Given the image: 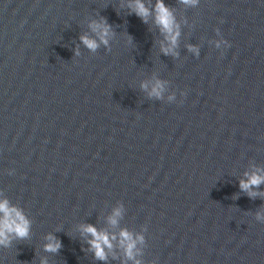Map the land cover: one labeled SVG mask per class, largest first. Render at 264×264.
Listing matches in <instances>:
<instances>
[{"label":"water","instance_id":"obj_1","mask_svg":"<svg viewBox=\"0 0 264 264\" xmlns=\"http://www.w3.org/2000/svg\"><path fill=\"white\" fill-rule=\"evenodd\" d=\"M143 2L147 23L134 0H0V201L30 221L0 264H264V183L239 186L264 175V0H164L168 55ZM86 224L116 236L107 259Z\"/></svg>","mask_w":264,"mask_h":264},{"label":"clouds","instance_id":"obj_2","mask_svg":"<svg viewBox=\"0 0 264 264\" xmlns=\"http://www.w3.org/2000/svg\"><path fill=\"white\" fill-rule=\"evenodd\" d=\"M198 0H181V3L186 5H195ZM129 7L135 12V14L140 17L145 23H147V17L150 15L149 9L145 6L143 0H134V4H130ZM155 22L160 26L161 31L165 34V39L169 42V47H163L162 51L165 55L173 53V48L176 45L177 38L179 37V26L175 22V18L170 11L169 7L165 5L164 0H156L155 5ZM90 28L93 32L97 33L99 37V42L97 39L89 38L86 35L80 37L81 42L91 51H95L100 43L105 46L108 45V36L110 34L111 26L107 21L102 23L92 22ZM219 47V44H217ZM190 50L196 51V49L190 46ZM78 54V53H77ZM174 54V53H173ZM142 88L147 89V84H142ZM163 85L160 81H157L153 86L150 96H156L159 98L161 96ZM171 99V97H170ZM264 171V170H261ZM247 179H242L240 181L241 191H245L251 198H255L259 193L252 191L253 188H258L259 185L264 183V175L258 172H253L251 174L245 173ZM121 215L119 208L115 209L113 215L109 217V223L112 225L117 224V217ZM257 218L261 219L260 214H257ZM30 221L24 216L20 209L14 206H10L8 201L5 199L0 201V245L8 247L10 245L9 236H15L19 239H25L29 235ZM82 233L89 234L92 239L88 241L91 250L94 251L95 257L100 260L107 259V253L105 248L111 250L112 240L116 239L114 234L110 235L104 231H98L94 225L86 224L81 225ZM120 246L124 249L125 255L128 259H134L133 249L136 247L137 240L143 241L142 236H137L135 239L132 234L127 230H121L120 234ZM49 243L45 245V251L57 252L61 243L56 240L55 237L49 235ZM46 264V262H42ZM139 264V261H136Z\"/></svg>","mask_w":264,"mask_h":264}]
</instances>
